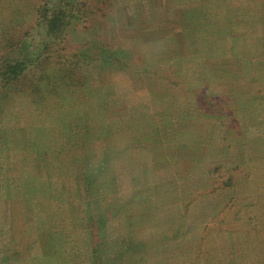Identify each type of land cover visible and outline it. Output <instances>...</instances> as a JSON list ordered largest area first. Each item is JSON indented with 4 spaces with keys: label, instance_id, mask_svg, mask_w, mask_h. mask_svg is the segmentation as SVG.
I'll list each match as a JSON object with an SVG mask.
<instances>
[{
    "label": "rangeland",
    "instance_id": "obj_1",
    "mask_svg": "<svg viewBox=\"0 0 264 264\" xmlns=\"http://www.w3.org/2000/svg\"><path fill=\"white\" fill-rule=\"evenodd\" d=\"M38 1L0 0V16ZM94 2L96 16L66 44L95 59L75 86L49 76L39 93L0 101V155L16 132L39 143L31 154L43 162V175L0 174V264L255 260L264 250V0ZM8 37L0 21V47ZM106 49L114 58L102 63ZM145 73L170 75V89Z\"/></svg>",
    "mask_w": 264,
    "mask_h": 264
},
{
    "label": "trees",
    "instance_id": "obj_2",
    "mask_svg": "<svg viewBox=\"0 0 264 264\" xmlns=\"http://www.w3.org/2000/svg\"><path fill=\"white\" fill-rule=\"evenodd\" d=\"M94 1L39 0L37 3L33 2V7L30 6L32 3L9 4L6 7L0 16V21L9 34L8 42L0 47V101L10 94L39 93L44 79L49 76H61V82L75 86V74L84 71L87 64H92L95 59L77 55L75 51L78 46L67 51L66 44L71 32L81 25L84 27L92 16H96ZM30 11L33 23L26 25L24 20L21 21V17L27 16ZM106 50L109 54L110 49ZM111 55L113 57L110 52L109 57L101 62H109ZM54 56L57 57L58 71L50 70L49 67L54 64L50 61ZM80 66L84 68L81 69ZM148 75L150 73H145L146 79L150 80V86L159 89L164 85L170 89V75L156 74L152 80L148 79ZM177 79L182 84L181 75H178ZM194 94L198 98L201 95L197 94V91ZM212 105L213 107L210 106V100L205 98L203 109L208 113H217L215 102ZM258 215L263 217L259 212ZM259 223H262V220H259ZM249 259L255 260L249 261L248 264H264L263 248L258 255Z\"/></svg>",
    "mask_w": 264,
    "mask_h": 264
},
{
    "label": "crops",
    "instance_id": "obj_3",
    "mask_svg": "<svg viewBox=\"0 0 264 264\" xmlns=\"http://www.w3.org/2000/svg\"><path fill=\"white\" fill-rule=\"evenodd\" d=\"M8 138L10 140L14 138V141L10 145L6 143V145L8 146V151L12 149V152H9L8 157H3L2 155H0V174L4 177V179L6 178L5 176H7L10 180L16 179L20 175L25 176L26 174L32 172L33 167H35V172L37 174L43 175V162L41 161L40 163H38L37 166H35L34 164L37 162L34 159L35 155L31 154L33 153L32 150L34 152L35 150H37L36 148L38 147L39 143L34 142V145H32L30 142L32 139L29 138V135L22 134L19 138L16 132H10L8 134ZM21 138L23 139L21 140ZM4 141L0 139V146H3L2 144L4 143ZM3 162H6V165H4ZM6 172H9V174H6ZM1 181L2 179L0 180V199H2V192L6 189L5 184H3ZM54 186H56V183H54ZM40 191L41 187H38V189L35 190V195L36 193L38 194ZM22 192L23 189L19 187V193Z\"/></svg>",
    "mask_w": 264,
    "mask_h": 264
}]
</instances>
